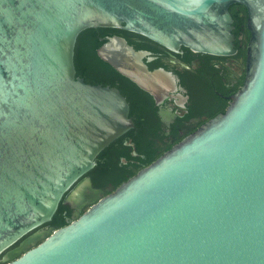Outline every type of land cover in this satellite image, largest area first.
I'll return each mask as SVG.
<instances>
[{
    "label": "water",
    "instance_id": "1",
    "mask_svg": "<svg viewBox=\"0 0 264 264\" xmlns=\"http://www.w3.org/2000/svg\"><path fill=\"white\" fill-rule=\"evenodd\" d=\"M234 2L252 37L227 110L68 224L28 235L133 126L117 87L76 76L77 35L117 27L229 54ZM100 39L96 54L140 88L172 79L124 37ZM22 237L4 264H264V0H0V254Z\"/></svg>",
    "mask_w": 264,
    "mask_h": 264
},
{
    "label": "flooded vegetation",
    "instance_id": "2",
    "mask_svg": "<svg viewBox=\"0 0 264 264\" xmlns=\"http://www.w3.org/2000/svg\"><path fill=\"white\" fill-rule=\"evenodd\" d=\"M228 11L234 36V51L229 54L199 52L183 45L172 50L153 40H138L144 45L139 49L146 52L143 61L147 68L165 71L172 79H159L156 94L140 88L126 76L114 86L129 104L133 126L98 153L93 167L71 186V194L63 197L66 220L71 221L95 198L112 192L135 175L144 167L138 169L142 158L159 157L210 118L227 110L246 81L252 37L246 6L234 2L228 5ZM51 227L42 224L28 235L46 233ZM24 237L0 254V263Z\"/></svg>",
    "mask_w": 264,
    "mask_h": 264
},
{
    "label": "trees",
    "instance_id": "3",
    "mask_svg": "<svg viewBox=\"0 0 264 264\" xmlns=\"http://www.w3.org/2000/svg\"><path fill=\"white\" fill-rule=\"evenodd\" d=\"M119 35L124 37L135 49L143 47L139 39H148L144 35L117 27H89L82 30L76 38L74 47V66L76 76H80L85 82L118 86V82L124 77L113 66L102 60L96 54V48L101 45L107 35ZM152 41V40H151ZM146 157V156H145ZM142 158L138 169L148 165L156 156ZM117 185L119 182L116 183ZM67 207L61 200L50 221L43 225H51L55 228L62 227L70 221L66 220Z\"/></svg>",
    "mask_w": 264,
    "mask_h": 264
},
{
    "label": "rangeland",
    "instance_id": "4",
    "mask_svg": "<svg viewBox=\"0 0 264 264\" xmlns=\"http://www.w3.org/2000/svg\"><path fill=\"white\" fill-rule=\"evenodd\" d=\"M6 262V259L5 260H3V262H1L0 264H4Z\"/></svg>",
    "mask_w": 264,
    "mask_h": 264
}]
</instances>
